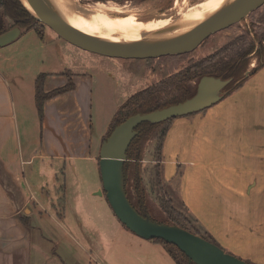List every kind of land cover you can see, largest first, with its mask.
<instances>
[{
  "label": "crops",
  "instance_id": "1",
  "mask_svg": "<svg viewBox=\"0 0 264 264\" xmlns=\"http://www.w3.org/2000/svg\"><path fill=\"white\" fill-rule=\"evenodd\" d=\"M37 37L40 45L28 39L31 43L23 49L11 45L15 40L0 49V264H85L79 254L88 264H106L99 257V241L104 244L103 234L119 221L102 189L99 151L112 117L126 99L105 117L102 89L106 76L125 69L121 61L126 60L81 49L50 35L46 27L43 38ZM59 40L88 53L90 60L80 71H42L52 61L42 52L28 53L29 47L40 51L43 43L58 45ZM41 73L46 93L69 80L74 87L46 99L40 120L34 94ZM93 102L103 111L94 118ZM179 152L186 160L176 157ZM162 158L165 180H176L181 200L200 226L225 251L264 264V63L221 101L174 119ZM87 171L90 182L80 181ZM72 184L82 190L76 198L67 192ZM89 185L99 190L89 191ZM257 202L262 207L254 210ZM77 203L84 217H100L92 228L95 238L78 220ZM68 215L79 227L71 229ZM121 225L114 233L118 240L111 237L108 244L125 245L135 258L130 264H176L161 243Z\"/></svg>",
  "mask_w": 264,
  "mask_h": 264
},
{
  "label": "water",
  "instance_id": "2",
  "mask_svg": "<svg viewBox=\"0 0 264 264\" xmlns=\"http://www.w3.org/2000/svg\"><path fill=\"white\" fill-rule=\"evenodd\" d=\"M28 13L49 27L65 41L86 51L123 59H149L178 55L196 49L210 35L239 22L264 4V0H232L218 12L178 37L161 40L113 42L87 36L59 16L51 0H29L38 16L33 15L19 0ZM25 28L14 26L0 34V48L17 40ZM249 74L246 71L244 77ZM238 80L233 77L202 76L193 96L149 113H138L115 126L102 142L99 151V171L102 189L116 218L129 231L146 239H161L175 245L194 264H253L225 251L213 242L178 225L159 222L149 215L140 214L131 204L126 192L125 164L127 150L138 135L137 126L144 123H161L170 118L185 116L204 110L221 101Z\"/></svg>",
  "mask_w": 264,
  "mask_h": 264
},
{
  "label": "rangeland",
  "instance_id": "3",
  "mask_svg": "<svg viewBox=\"0 0 264 264\" xmlns=\"http://www.w3.org/2000/svg\"><path fill=\"white\" fill-rule=\"evenodd\" d=\"M76 1L78 4L82 6L95 5L98 2H102L105 4H115L116 6L126 5V7L123 8L124 10L129 12L142 13L143 15L141 16V19L147 20L151 18H162L169 16L171 14L175 15L174 13L178 11L183 0H76ZM188 1L189 3H193L197 0H188ZM4 20L6 26H10L12 24V21L9 18H4ZM46 29L48 30V33L50 35L56 36V33L53 32L49 27H46ZM28 39H30L31 42L40 45L41 40L37 37V35L34 33V30L32 29L26 31L23 35L20 36V38H18L11 45H14L16 47L22 46L24 49L27 43H31L30 41H28ZM231 41L235 42L233 44V52L234 49L237 48L244 49L248 47L249 44L253 43L252 50L249 53H247L248 55H246V57L244 58L245 65L242 72L243 73L242 77H244L246 71L252 70V68L257 66L261 61H264V47H262V42H264V4L258 9L249 13V15L241 19L239 22H236L231 26L216 32L215 34L210 35L196 49L187 53L178 54L179 57L175 61L172 59V57L169 56L162 58L161 61L160 60L156 61L157 60L156 58H149V60L122 59V60H126V61H121L123 63L125 62L122 65L123 68L124 67L126 68L116 69L112 76H108V77L106 76L105 86L102 89V103L104 107L103 110L105 117H109L112 114L111 111L113 110V107L116 103L122 104L125 101V99L127 100L133 94L146 87L147 82L153 83L155 80H158L161 77L166 76L177 66L184 67L185 65H187V63L190 60H197L209 54H213ZM57 42L58 45L51 42L43 43V46H41L40 51L37 48H34L33 50H31V47L27 48L29 54H39V53L41 54L42 52V54L46 55V57L52 61V64H48V63L44 64L42 71H47V70L63 71L67 67L72 71H80V69L84 67L83 65L87 64L88 61L90 60L86 55L88 54L86 53V51H82L81 49H78L73 45H70L69 43L62 40H59ZM134 76H137L136 80H132V77L134 78ZM145 79H147L148 81H145ZM97 95L98 93L95 92V96ZM101 113H103V111H101V107L98 106L97 103L95 106V102H93V110H92L93 118L97 115H100ZM188 116H190V114H188ZM154 145H155V140L153 138L152 139L150 138L145 142L144 155L140 163V171L138 173V176L136 177V175L134 174V166H133L128 172L126 185H127V189H129V195L132 198H134L135 183L139 184L140 185L139 191L141 193V196L145 200V203L149 208L152 216L157 218H164L166 217L164 203L159 198L161 197V195L157 193L156 187L154 186L155 185V180H154L155 161H154V152H153ZM184 156L185 155L182 152H179L176 155L177 158H182V159L184 158L183 160H186ZM93 174L95 176V169L93 171ZM89 176H90V172L89 171L85 172V176L83 175L79 176L80 181L90 182ZM58 177H60V180H62L61 175H59ZM171 184H170L171 188L175 191L174 194L177 195L178 186H176V180ZM70 186L71 188L70 187L67 188L69 197L72 198L74 194H75V198L76 196L78 197L81 195L80 193H78V191L82 193V190L80 188L76 191V186H74V184ZM50 187L51 186H49V188ZM93 188L95 189L94 192H97L99 190L97 189V187H95V185L87 186L88 190L89 189L93 190ZM71 191L73 195L71 194ZM174 194L170 190L167 191V196L169 197L173 198ZM72 202L74 203L75 201L72 199ZM253 207L254 210L257 207H259L260 209L262 207V203H258V202L254 203ZM82 208H83L82 205L77 203V207L75 210L77 211V216L80 217L78 220H80L83 223V225L88 226L89 231L94 234V238H95L96 233L92 228H93V224L96 225L99 224L100 220L98 218L100 217H97L94 214L88 217L86 216L84 217ZM206 208L209 209L206 211L211 212L210 211L211 207L209 205H207ZM178 209H182V208L179 206ZM220 213H221V209H219V215ZM119 222L116 223L113 227H109V230L103 234V240L105 242L104 244L101 240L99 241L98 247L101 250L99 251V257L104 258L106 264H123V262H125V264L126 263L130 264L135 260V258L131 256V253H127V247L125 245L121 246L119 244L117 245L108 244V240L111 237L115 239L118 238V236L114 233L119 226H122L121 223ZM67 223L70 225L72 230L76 229L78 226L77 220L73 215H68ZM217 228L219 227L217 226ZM78 257L81 262L84 261L85 264H88L86 260L80 257V254L78 255ZM137 263L138 261L136 262V264Z\"/></svg>",
  "mask_w": 264,
  "mask_h": 264
},
{
  "label": "trees",
  "instance_id": "4",
  "mask_svg": "<svg viewBox=\"0 0 264 264\" xmlns=\"http://www.w3.org/2000/svg\"><path fill=\"white\" fill-rule=\"evenodd\" d=\"M4 18H9L12 21V24L10 26H6ZM14 26L25 28L26 31L32 29L41 39L44 36V30L46 27L40 22H37L35 18L31 16L28 11L22 6L19 0H0V34ZM234 43V41H231L213 54H209L197 60H190L187 65L182 67L177 72L172 73L168 76H164L158 82L144 87L143 89L133 94L115 112L108 130L103 137V141L109 136L115 126L123 122L126 118L138 113H149L165 106L182 102L185 99L193 96L196 91V84L202 76H222L223 78L233 77V79L238 80V82L236 84H234L233 82V84H230L227 87L231 89L225 97L233 93V91L240 87L245 80V77H242V72L245 65L244 58L246 57V55H248L247 53L252 50L253 46L252 43L244 49H234L233 52ZM168 56L172 57L174 61L179 57L178 55ZM168 56H161L157 60L161 61L162 58ZM263 63L264 61H261L257 66L252 68V70L249 71V74L255 72L259 67L263 65ZM44 78L45 74L41 73L35 80L34 98L40 120L43 117V105L46 99L64 91L71 90L74 87L72 81L69 80L65 86L46 93L43 89ZM176 118L177 117L170 118L161 123L144 122L138 125L136 130H138L139 133L133 139L127 150L129 161H127L125 164V175L127 183L128 172L133 166L134 174L136 175V177L138 176V173L140 171V163L144 155L145 142L150 138H153L155 140L153 149L155 161L154 186L156 187L157 193L161 195V197L159 198L164 203L166 217L157 218L152 216L149 208L145 203V200L141 196V193L139 191V184L135 183L134 186L135 199L129 195V189H127L126 187L127 197L129 198L134 208L140 214L149 215L151 218L159 222L178 225L220 246L213 238V236L202 226H200L198 221L191 215L188 208L181 200L179 193L176 191L177 195H175V191L171 188V185L167 181H165L162 158L163 143L172 121ZM168 190L172 191V193L174 194L173 198L167 196ZM59 202L63 204V199H60ZM179 206L182 209H178ZM152 240L161 243L165 247L167 253L176 262V264H194L193 262L189 263L188 257L175 245L165 242L161 239Z\"/></svg>",
  "mask_w": 264,
  "mask_h": 264
},
{
  "label": "bare ground",
  "instance_id": "5",
  "mask_svg": "<svg viewBox=\"0 0 264 264\" xmlns=\"http://www.w3.org/2000/svg\"><path fill=\"white\" fill-rule=\"evenodd\" d=\"M232 0H183L175 15L141 19L142 13L98 2L82 6L76 0H51L57 14L79 32L113 42L161 40L178 37L218 12ZM29 11L38 16L29 0H22ZM170 11V10H169ZM163 16V15H162Z\"/></svg>",
  "mask_w": 264,
  "mask_h": 264
},
{
  "label": "flooded vegetation",
  "instance_id": "6",
  "mask_svg": "<svg viewBox=\"0 0 264 264\" xmlns=\"http://www.w3.org/2000/svg\"><path fill=\"white\" fill-rule=\"evenodd\" d=\"M262 47H264V42H262ZM138 131V130H137ZM139 132V131H138Z\"/></svg>",
  "mask_w": 264,
  "mask_h": 264
}]
</instances>
